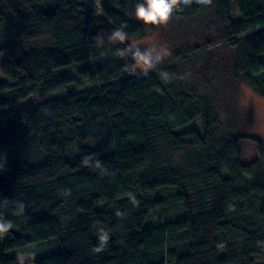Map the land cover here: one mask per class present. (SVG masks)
<instances>
[{"label": "trees", "instance_id": "trees-1", "mask_svg": "<svg viewBox=\"0 0 264 264\" xmlns=\"http://www.w3.org/2000/svg\"><path fill=\"white\" fill-rule=\"evenodd\" d=\"M5 1L0 264H264V141L251 135L260 159L247 164L243 135L177 133L220 117L174 69L137 70L143 0ZM206 5L178 0L172 15ZM222 7L221 39H248L235 72L264 96V0ZM96 223L112 237L96 241Z\"/></svg>", "mask_w": 264, "mask_h": 264}, {"label": "rangeland", "instance_id": "rangeland-1", "mask_svg": "<svg viewBox=\"0 0 264 264\" xmlns=\"http://www.w3.org/2000/svg\"><path fill=\"white\" fill-rule=\"evenodd\" d=\"M5 2L0 0V6ZM206 3L201 15L194 20L171 15L164 24L144 23L143 33L135 39V45L141 54H151L152 64L160 63L152 70L164 72L166 67L174 69L178 90L196 89L204 96L207 116L220 117V123L209 124L208 119L201 116L188 125L179 127L177 133L197 128L206 133V136L212 137L215 133L217 139L226 134L243 135L238 140L243 152V162L253 163L260 159V155L256 141L250 140V137L256 134L264 141V96L250 86L241 74H236L234 66L239 57L246 56L249 50L248 39L245 40L242 34L235 43H230L232 37L221 39L223 35L226 37L225 31L229 25L222 7L223 0H209ZM238 18L235 4L230 19L235 21ZM5 32V26H0V45L8 41ZM196 48L199 50L186 53ZM164 49L170 55H166ZM5 58V53L0 54V82L7 79L1 73ZM144 68L142 64L137 66V70ZM174 154L176 160L182 158L181 154ZM93 233L96 241L112 237V233L100 223H96ZM37 245H33L36 254L43 256L46 246L44 243L38 245L43 250L40 252ZM48 249L52 250L50 246Z\"/></svg>", "mask_w": 264, "mask_h": 264}, {"label": "clouds", "instance_id": "clouds-1", "mask_svg": "<svg viewBox=\"0 0 264 264\" xmlns=\"http://www.w3.org/2000/svg\"><path fill=\"white\" fill-rule=\"evenodd\" d=\"M199 3L205 4L209 0H198ZM184 3H191V0H184ZM178 0H143L142 3H138L135 9V16L138 20L143 21L145 24L159 25L166 23L173 13ZM127 25H122L121 29ZM115 35L124 41L127 36L119 30L115 31ZM166 55H170L167 49H164ZM137 64H142L145 69L152 66V56L150 53L141 54L137 52ZM12 227L11 222L2 223L0 222V238L3 237ZM99 251V249H96Z\"/></svg>", "mask_w": 264, "mask_h": 264}, {"label": "crops", "instance_id": "crops-1", "mask_svg": "<svg viewBox=\"0 0 264 264\" xmlns=\"http://www.w3.org/2000/svg\"><path fill=\"white\" fill-rule=\"evenodd\" d=\"M27 264H32V263H27Z\"/></svg>", "mask_w": 264, "mask_h": 264}]
</instances>
